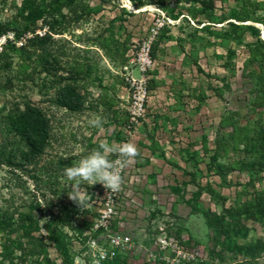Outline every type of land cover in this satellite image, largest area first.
<instances>
[{"label":"rangeland","instance_id":"374dc122","mask_svg":"<svg viewBox=\"0 0 264 264\" xmlns=\"http://www.w3.org/2000/svg\"><path fill=\"white\" fill-rule=\"evenodd\" d=\"M263 31L264 0H0V264H264Z\"/></svg>","mask_w":264,"mask_h":264},{"label":"trees","instance_id":"16d2710c","mask_svg":"<svg viewBox=\"0 0 264 264\" xmlns=\"http://www.w3.org/2000/svg\"><path fill=\"white\" fill-rule=\"evenodd\" d=\"M258 33V30H256ZM69 86H59L52 96H48L49 103L57 108L64 107L70 110L75 108L70 107V103L74 102L72 95L74 92H67ZM13 120L9 124L10 129L15 137L20 139H30L33 131H38L42 140H46L48 137V117L42 108L34 105L32 102L27 101L22 103V108H17L16 114L12 117ZM39 239L32 238L28 243L27 253L28 255H35L40 253Z\"/></svg>","mask_w":264,"mask_h":264},{"label":"crops","instance_id":"0c3cea01","mask_svg":"<svg viewBox=\"0 0 264 264\" xmlns=\"http://www.w3.org/2000/svg\"><path fill=\"white\" fill-rule=\"evenodd\" d=\"M261 34L264 36V31ZM261 38H262V36H261Z\"/></svg>","mask_w":264,"mask_h":264}]
</instances>
